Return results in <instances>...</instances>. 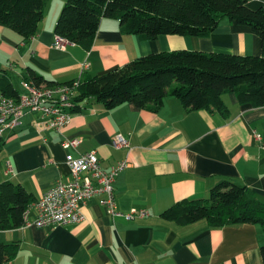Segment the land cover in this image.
Listing matches in <instances>:
<instances>
[{
  "label": "crops",
  "instance_id": "0c3cea01",
  "mask_svg": "<svg viewBox=\"0 0 264 264\" xmlns=\"http://www.w3.org/2000/svg\"><path fill=\"white\" fill-rule=\"evenodd\" d=\"M64 2L48 1L36 33L26 41L0 26V70L10 74L19 96L26 93L29 70L59 86L159 52L261 53L251 29L225 18L206 39L159 36L146 42L122 34L117 21L102 19L89 50L76 44L57 49L54 27ZM248 6L264 7V0H250ZM222 100L225 116L186 111L175 98H166L157 112L129 103L106 109L88 99L79 112L70 109V122L61 132L41 128L39 114L26 113L21 125L0 139L2 183L22 186L35 202L71 180L67 155L93 151L105 171L127 164L113 181L115 211L144 210L148 215L130 221L111 216L100 204L103 195L94 196L80 206L83 220L78 223L37 228L24 221L19 228L0 231V243L19 247L4 264H262L264 230L259 225L214 228L204 220L179 225L162 217L178 201L206 199L225 180L264 203V107L241 105L233 94ZM119 135L126 147L114 144ZM73 139L79 140L76 147L63 148L64 140Z\"/></svg>",
  "mask_w": 264,
  "mask_h": 264
},
{
  "label": "trees",
  "instance_id": "16d2710c",
  "mask_svg": "<svg viewBox=\"0 0 264 264\" xmlns=\"http://www.w3.org/2000/svg\"><path fill=\"white\" fill-rule=\"evenodd\" d=\"M49 0H0V26L26 41L34 36ZM250 0H65L56 20L54 33L69 44L89 50L102 19L115 20L122 34L140 41L159 36L206 39L225 18L246 26L261 43L258 56L173 50L153 53L130 61L102 75H83L65 84L75 89L71 112L95 99L106 109L133 104L157 112L166 98L177 99L186 111H207L225 116L222 97L233 94L241 105L264 107V7L251 9ZM27 83L46 82L29 70ZM0 93L17 100L10 74L0 70ZM34 201L22 186L0 183V231L22 226L24 213ZM162 217L179 225L200 220L214 228L259 225L264 230V203L232 181L215 185L206 199L176 202ZM16 243H0V264L15 258ZM264 264V245L259 249Z\"/></svg>",
  "mask_w": 264,
  "mask_h": 264
},
{
  "label": "built area",
  "instance_id": "2783aa9c",
  "mask_svg": "<svg viewBox=\"0 0 264 264\" xmlns=\"http://www.w3.org/2000/svg\"><path fill=\"white\" fill-rule=\"evenodd\" d=\"M55 41L57 49H63L69 44L59 36L55 37ZM76 84L77 81L73 87ZM23 86L26 93L17 100L0 93V139L5 132L18 128L21 125V118L31 112L39 114L41 128L61 132L69 124L72 116L70 109L73 87L35 86L27 82H24ZM254 137L261 140L258 134ZM78 144L79 140L76 139L64 140L62 146L67 149ZM114 144L126 147L127 141L119 135L115 137ZM65 162L71 173V180L56 184L33 202L24 215L25 224L44 228L78 223L83 220L80 206L99 195H103L100 204L111 216H121L130 221L148 215L144 210H133L126 214L115 211L113 181L117 174L126 168V162H120L109 171H105L100 167L98 157L93 151L78 157L69 154ZM7 171L11 172L10 166L7 167ZM29 212L32 213V217H29Z\"/></svg>",
  "mask_w": 264,
  "mask_h": 264
},
{
  "label": "rangeland",
  "instance_id": "374dc122",
  "mask_svg": "<svg viewBox=\"0 0 264 264\" xmlns=\"http://www.w3.org/2000/svg\"><path fill=\"white\" fill-rule=\"evenodd\" d=\"M7 135V133H5L3 136H6ZM0 183H2V181H0Z\"/></svg>",
  "mask_w": 264,
  "mask_h": 264
}]
</instances>
